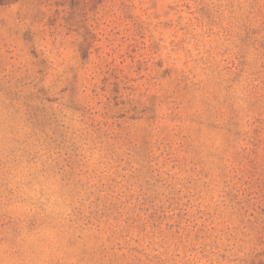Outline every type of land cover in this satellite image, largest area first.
I'll return each mask as SVG.
<instances>
[{
  "label": "rangeland",
  "instance_id": "obj_1",
  "mask_svg": "<svg viewBox=\"0 0 264 264\" xmlns=\"http://www.w3.org/2000/svg\"><path fill=\"white\" fill-rule=\"evenodd\" d=\"M0 264H264V0H0Z\"/></svg>",
  "mask_w": 264,
  "mask_h": 264
}]
</instances>
